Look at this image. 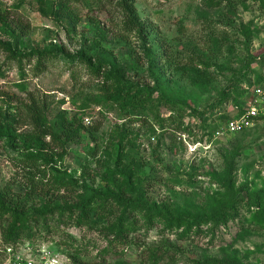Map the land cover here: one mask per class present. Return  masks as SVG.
Segmentation results:
<instances>
[{"label":"rangeland","instance_id":"374dc122","mask_svg":"<svg viewBox=\"0 0 264 264\" xmlns=\"http://www.w3.org/2000/svg\"><path fill=\"white\" fill-rule=\"evenodd\" d=\"M132 1L145 49L118 40V0H0V189L31 234L4 243L3 218L0 264L28 245L62 264H264V121L216 137L264 95V0ZM58 50L77 59L71 71L54 58L35 71ZM19 54L29 58L10 59ZM32 98L47 101L57 134L73 117L85 129L64 153L36 146L22 110ZM103 194L113 218L93 214ZM211 212L222 220H190Z\"/></svg>","mask_w":264,"mask_h":264},{"label":"trees","instance_id":"16d2710c","mask_svg":"<svg viewBox=\"0 0 264 264\" xmlns=\"http://www.w3.org/2000/svg\"><path fill=\"white\" fill-rule=\"evenodd\" d=\"M117 11L120 13L121 18L119 20V23L117 24V37L118 40L123 42L128 41H138L139 44L143 47V49L146 48L147 42H148V33L146 30V27L140 22L139 16L137 14V11L134 7V3L132 0H118L117 3ZM1 29L4 31V33L9 34L10 36H14L15 33L8 29L6 25H3ZM2 47V46H0ZM10 52V50H8ZM144 64L149 67H156V61L153 57V55L149 52L144 50ZM20 56H10V59L16 61H21V58H29L28 55H21ZM38 61L35 65V71L42 73L46 71L45 64L50 61V58H54L58 61H62L65 63H68L70 65L68 71L72 70L73 65L77 64V59L75 57H70L64 54V52L58 50L55 52V55L53 57H46L44 56V53H40L38 56ZM33 58V57H32ZM79 64V63H78ZM89 68V74L94 77H98L99 73L96 68H92L88 66ZM241 82L237 81L236 84H239ZM233 89V88H232ZM222 100H227V95L225 92L221 95ZM162 100L165 102L166 105L176 106L179 102L177 100H171L167 98L166 96H162ZM221 103H217L213 106L214 109H217L220 106ZM24 114L26 115V122L28 126H30L33 129L34 133V142L36 143V146H39V149L45 152H48L49 150H53L54 147H60L62 152L64 153L65 147L69 144H72L75 142L76 139L80 137V134L82 131H85V129L82 127L79 120H77L76 117H73L71 120H65L62 126L60 127V132L57 134L55 131H53L52 128L47 127L45 125V114L48 111V103L47 101L39 100L37 98H32L30 102L26 105H23L22 108ZM177 112H180L179 109ZM194 115L197 116H203L198 115L196 111L192 112ZM180 114V113H178ZM5 135L4 132H2V129L0 127V138ZM46 138H50V143H46ZM48 161L46 162V164ZM81 189L87 193L88 192V186L86 185L85 181L82 183ZM11 192L7 191V189H0V222H3V218L6 217L7 227L3 228L1 231V236L6 244H10L13 242H16L20 239H23L26 237L25 231L22 230L20 227V224L24 222L23 213L21 212L20 203L18 201H14V195H10ZM96 197V195H94ZM260 196H264V191H259L256 193V197L259 198ZM103 202L96 205L93 209V214L96 216H99L101 218H113L115 216L114 210L112 207L108 206V203L110 202L109 195L103 194L101 195ZM93 200V195L90 196ZM120 202L125 205H127L130 209L136 210V207H140L141 203H137L136 201H131L128 198L122 199L120 197H116ZM115 199V197H113ZM91 200V201H92ZM90 201V202H91ZM86 203H89V200L86 201ZM5 204H8L7 207ZM164 210V209H163ZM39 216H45L47 214V211L44 209L41 212L38 213ZM164 214L168 215V211H164ZM8 216V217H7ZM89 215H81L78 216L77 219H75L72 223L77 224L78 226L82 224L85 218H87ZM172 216V215H171ZM223 215L216 212H211V214L207 217L203 215H196L193 218H190V220L193 223L196 222H202V221H219L222 220ZM172 218H174L172 216ZM175 221H180V219H175ZM31 234L27 235L30 237ZM152 264H156L158 259L154 258L151 259Z\"/></svg>","mask_w":264,"mask_h":264},{"label":"built area","instance_id":"2783aa9c","mask_svg":"<svg viewBox=\"0 0 264 264\" xmlns=\"http://www.w3.org/2000/svg\"><path fill=\"white\" fill-rule=\"evenodd\" d=\"M256 106H252L244 113L239 114L225 124L222 131L216 133V137H222L225 133L235 135L255 129L260 123L264 121V95L259 94L256 101ZM29 245L27 251L31 254L27 257L21 255L23 252L20 249H5L6 260L2 264H62L59 258L47 249L32 250ZM26 251V250H25ZM26 256V255H25Z\"/></svg>","mask_w":264,"mask_h":264}]
</instances>
